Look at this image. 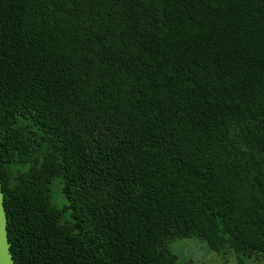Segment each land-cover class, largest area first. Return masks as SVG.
<instances>
[{
	"label": "trees",
	"instance_id": "1",
	"mask_svg": "<svg viewBox=\"0 0 264 264\" xmlns=\"http://www.w3.org/2000/svg\"><path fill=\"white\" fill-rule=\"evenodd\" d=\"M0 184L15 264H264V0H0Z\"/></svg>",
	"mask_w": 264,
	"mask_h": 264
},
{
	"label": "rangeland",
	"instance_id": "2",
	"mask_svg": "<svg viewBox=\"0 0 264 264\" xmlns=\"http://www.w3.org/2000/svg\"><path fill=\"white\" fill-rule=\"evenodd\" d=\"M53 203L60 209L61 220H70L69 210L64 209L67 204L62 193V178L55 177L49 185ZM172 254L176 256L178 264H263L261 260L238 256L234 251L215 252L204 240L192 238H176L168 244Z\"/></svg>",
	"mask_w": 264,
	"mask_h": 264
},
{
	"label": "water",
	"instance_id": "3",
	"mask_svg": "<svg viewBox=\"0 0 264 264\" xmlns=\"http://www.w3.org/2000/svg\"><path fill=\"white\" fill-rule=\"evenodd\" d=\"M3 197L0 184V264H15L8 240L7 215L3 205Z\"/></svg>",
	"mask_w": 264,
	"mask_h": 264
}]
</instances>
